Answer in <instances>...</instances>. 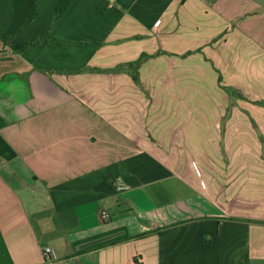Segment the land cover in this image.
<instances>
[{
	"label": "crops",
	"instance_id": "crops-1",
	"mask_svg": "<svg viewBox=\"0 0 264 264\" xmlns=\"http://www.w3.org/2000/svg\"><path fill=\"white\" fill-rule=\"evenodd\" d=\"M57 2L0 0V264H264V0Z\"/></svg>",
	"mask_w": 264,
	"mask_h": 264
},
{
	"label": "trees",
	"instance_id": "trees-1",
	"mask_svg": "<svg viewBox=\"0 0 264 264\" xmlns=\"http://www.w3.org/2000/svg\"><path fill=\"white\" fill-rule=\"evenodd\" d=\"M70 0H58L57 4H56V7H55V19H57L63 12L64 10L66 9L68 3H69ZM41 41H48V42H54V43H58L57 40L53 39L51 37V35L49 34L47 37L45 38H37L33 41H25V42H21L19 44H17L15 46V50L17 51H23V50H26L29 46L31 45H34V44H37ZM144 55L143 54L139 59H137L136 61L134 62H131L129 63L130 65H139L142 61V59L144 58Z\"/></svg>",
	"mask_w": 264,
	"mask_h": 264
},
{
	"label": "built area",
	"instance_id": "built-area-1",
	"mask_svg": "<svg viewBox=\"0 0 264 264\" xmlns=\"http://www.w3.org/2000/svg\"><path fill=\"white\" fill-rule=\"evenodd\" d=\"M126 187L127 186L124 183H122L120 181H117V188L125 189ZM101 215L105 219H110L111 218V214H110V212L107 209H103L101 211ZM44 254L46 256V259L49 262H54V261H56L58 259V255H57L55 249L52 246H50V245H46L44 247Z\"/></svg>",
	"mask_w": 264,
	"mask_h": 264
}]
</instances>
